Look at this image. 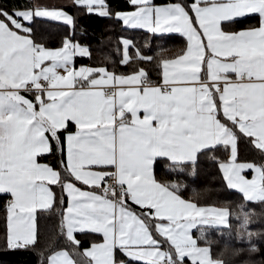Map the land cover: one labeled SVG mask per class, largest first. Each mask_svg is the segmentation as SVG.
I'll return each mask as SVG.
<instances>
[{"label":"snow or ice","instance_id":"1","mask_svg":"<svg viewBox=\"0 0 264 264\" xmlns=\"http://www.w3.org/2000/svg\"><path fill=\"white\" fill-rule=\"evenodd\" d=\"M73 3L88 14L110 15L105 0ZM129 3L134 11L115 14L124 25L183 33L190 42L184 55L163 62L159 86L149 84L143 69L128 76L105 68L74 69L73 56H88L89 50L67 39L57 50L36 44L30 38L32 29L21 21L47 18L72 25L73 17L61 9L34 7L9 13L0 8V194L13 197L7 209V246L37 244L36 213L54 207L51 186L60 184L71 198L61 221L66 238L78 245L77 231L103 233L104 243L85 253L94 264H116V248L144 264H183L186 257L193 264H224L212 258L209 247L198 246L191 230L197 225L227 226L228 209L186 202L169 190L178 185L156 181L153 167L160 158L169 161V170L183 164L194 170L198 154L224 147L230 150V161L220 167L228 186L249 202L264 203V163H237L240 135L264 153V0H194L187 7H157L152 0ZM249 14L260 17L258 28L229 33L220 27L222 21ZM122 45L121 62L127 64L128 48L135 46L128 39ZM84 81L88 88L77 90L76 84ZM108 87L115 89L113 95H107ZM23 90L35 92V103L20 94ZM69 122L77 130L61 142L60 133L67 132ZM53 143L61 153L66 145L63 180L61 171L37 162L38 156L52 153ZM109 168L114 171L103 170ZM245 169L254 170L251 180L241 174ZM113 176L114 186L101 187ZM72 180L99 193L83 191ZM128 200L147 211L135 213ZM153 219L159 221L155 232L162 240L154 237L147 222ZM248 223L245 213L240 227L250 243ZM204 235L201 231L200 239ZM257 251L255 245L249 248ZM48 264L75 262L67 251H58L48 257Z\"/></svg>","mask_w":264,"mask_h":264},{"label":"trees","instance_id":"2","mask_svg":"<svg viewBox=\"0 0 264 264\" xmlns=\"http://www.w3.org/2000/svg\"><path fill=\"white\" fill-rule=\"evenodd\" d=\"M193 1L152 0V3L180 2L187 7ZM105 2L110 13L108 17L88 14L84 7L73 4L66 7L73 15L72 25L47 18H35L28 24L32 29L33 41L43 47H60L66 39L72 42L77 41L87 46L89 55L76 54L75 66L82 64L103 66L114 74L132 73L143 69L147 73L148 82L159 83L162 79L163 61L184 52L187 46L186 38L179 33H154L143 28L126 26L115 14L133 8L129 0H105ZM0 8L11 13L14 9L34 8V4L32 0H0ZM193 22L196 23L195 19ZM258 23V16L253 14L227 21L224 27L237 30ZM124 38H128L135 46L128 48L129 62L127 64L121 62ZM140 57L151 59L146 60ZM219 118L224 122L222 115ZM75 128L76 125L69 122L67 131ZM65 133L61 132L60 136L62 137ZM228 156L229 149L224 147L201 152L198 154L194 170L191 164H183L169 170V161L158 158L153 167L154 175L159 182L167 186L178 185V188H170L199 205L213 204L228 208L227 226H198L194 229L197 242L209 245L214 258L221 259L224 264H264V203L249 202L240 191L227 185L220 163L227 160ZM39 158L61 171L62 180L65 178L62 163V161L65 162V154L57 151L55 143H53L51 154H43ZM237 161H252L259 165L264 163V153L252 146L250 138L240 135L237 143ZM247 174L250 173L247 172ZM51 187L56 195V203L51 210L37 211L38 242L34 247L28 248H8L7 209L10 196L0 194V264H47L48 257L58 249H66L76 264H92L91 259L84 254V248L94 241H99L101 235L91 231L77 232L75 237L79 244L69 241L61 229L67 195L60 184ZM101 187H105L103 183ZM88 188L94 189L90 186ZM129 206L140 213L147 211L133 202H130ZM245 213L248 214L249 221L247 232L253 233L250 243L240 227ZM147 222L152 225L155 238L162 240L155 232L156 220H147ZM201 231L205 233L203 239H200ZM242 235L243 240L240 238ZM252 245L258 249L257 252H249ZM167 247V243H163L165 250ZM41 253H43L42 256ZM117 257L122 258L126 264H144L142 261L131 260L120 251H117ZM183 264H193V262L185 258Z\"/></svg>","mask_w":264,"mask_h":264},{"label":"crops","instance_id":"3","mask_svg":"<svg viewBox=\"0 0 264 264\" xmlns=\"http://www.w3.org/2000/svg\"><path fill=\"white\" fill-rule=\"evenodd\" d=\"M32 1H33V4H34V7H47V8H49V9H61V10L65 11L67 14H69V15H71V16L73 17V15L71 14V12L68 11L67 8H66V7H68V6H72V5L74 4V3H73V0H32ZM193 2H194V1H193ZM193 2H192V3H193ZM105 3H106V2H105ZM176 3H180V2H173V3H159V4L152 3V4H153L154 6L159 7V6H166V5L176 4ZM180 4H182V3H180ZM182 5H184V4H182ZM184 6H185V5H184ZM185 7H186V6H185ZM25 9H29V8L15 9V10H25ZM107 9H108V7H107ZM134 10H135V9H134V7H133V8H131V9H126V10L119 11V12H117V13L131 12V11H134ZM190 15H191V13H190ZM249 15H253V14H249ZM254 15H257V14H254ZM246 16H248V15H246ZM246 16H245V17H246ZM257 16H258V15H257ZM258 18H259V23H258V24H256V25H249V26H247V27H243V28H240V29H237V30H232V29L225 28V27H224V23L227 22V21H222L221 24H220V27H221V29H222L223 31H225V32H229V33H238V32H241V31H245V30H249V29H253V28H258V27L260 26V17L258 16ZM0 19H3V17H0ZM234 19H237V18H234ZM234 19H233V20H234ZM121 21H122V20H121ZM21 22L25 25V27H29V25H28L29 22H25V21H21ZM60 22H63V21H60ZM63 23H64V22H63ZM193 23H194V22H193ZM126 26H127V25H126ZM194 26H196V23H194ZM129 27H130V26H129ZM29 28H30V27H29ZM143 29H146V30H149V31H150V29H148V28H143ZM198 31H202V30H200V29L198 28ZM157 33H171V32H164V31H161V32H157ZM174 33H179V32H174ZM20 34H21V35H25V33H23V32H21ZM179 34H182V35L186 38V40H187V46H186L185 51L182 52L181 54L175 56V57L168 58V59H165V60L177 59V58H179L180 56L184 55V54L187 52V49H188V47H189V43H190V42H189L187 36H185L183 33H179ZM30 38L33 40L32 37H30ZM202 39L204 40L205 43L207 42L205 37H202ZM68 41H70V40H68ZM70 42H72V41H70ZM72 43H74V42H72ZM82 47H86V48H87V46H85V45H82ZM87 49H88V48H87ZM208 51H210V50H207V49H206V54H207ZM74 56H75V55H74ZM74 56H73V58H72V62H71V63H72V67H73L74 69H76V70H78V69L81 68V67H88V68H93V69L105 68V67H103V66L95 67V66H91V65H88V64H82V65L75 66V65H74ZM128 56H129V55H128ZM208 58H210V57H208ZM165 60H164V61H165ZM164 61H163V62H164ZM45 63L47 64V63H49V62H45ZM105 69H106V68H105ZM106 70H107V69H106ZM107 71H108L109 73H112V72L109 71V70H107ZM163 71H164V69H163V64H162V74H161L162 79H161V81H160L159 83H152V82H149V84H150L151 86H159V85L162 84V82H163ZM136 73H138V71H137V72H132V73H125V74H115V75H117V76H120V75L128 76V75H132V74H136ZM60 74H61V75H66V72H65V70H64L63 68L61 69ZM95 78H98V77H95ZM201 79H202V80L205 79V75H204L203 72H202V74H201ZM230 79L233 80V81H235L237 78H236L235 74H232V75L230 76ZM81 86H83L84 88L87 89V88H88V82H87V81H84V82H83V85H82L81 83H77L75 87H76L77 90H79V89L81 88ZM177 86H184V85L177 84ZM109 91H112V92L114 93L115 89H113V88H111V87L106 88V93L109 92ZM113 93H112V95H113ZM20 94L23 95V96H25L27 99L32 100V101L35 103V92H34V91L23 90V91H21ZM107 95H108V94H107ZM140 115H141V118H142L143 115H144V113L141 111ZM127 118H128V119H131L130 114L128 115ZM73 123H74V122H73ZM74 124H75V123H74ZM76 130H77V126H76V128H75L74 130H72V131H67L62 137L60 136V137H61V142L64 141V137H65L68 133H74ZM64 154H65V162H66V145H65ZM229 161H230V150H229V156H228V159L225 160V161H222L221 163H228ZM37 162L40 163V164H42V165H49V166L52 167L53 169L58 170V169H56L55 167H53L51 164H49L48 162L43 161V160H40L39 156L37 157ZM221 163H220V164H221ZM237 163H253V164H256V163H254V162H252V161H237ZM220 169H221V172H222V174H223V176H224V173H223V170H222L221 167H220ZM93 170H101V169H93ZM103 170H104V171H108V170H114V169L109 168V169H103ZM58 171H59V170H58ZM247 172H249L250 174H247ZM241 174H242L246 179L251 180V179L254 177L255 172H254V170H252V169H245ZM153 175H154V170H153ZM154 177H155V175H154ZM224 178H225V177H224ZM155 179H156V177H155ZM156 181L159 182L157 179H156ZM225 181H226V183H227V180H226V179H225ZM71 182H73L77 188H80V189L83 190V191H96L97 193H99V189H90V188H88L89 186L85 187L86 185H84L82 182H80L81 184H83L82 186H81V184L79 185V184L77 183L78 181L72 180ZM102 183H103V182H102ZM159 183H161V182H159ZM161 184H163V183H161ZM101 185H102V184H101ZM164 185H165V184H164ZM227 185H228V183H227ZM166 186H167V185H166ZM64 190H65V189H64ZM169 190H170V191H174L176 195L180 196V198L183 199V200H185L186 202H191V203L196 204L197 207H204V208H217V209H224V208H226V207H223V206H218V205H213V204L199 205V204H197L196 202H194V201H192V200H189V199H187V198L181 196L179 193H177L175 190H173V189L170 188V187H169ZM236 190H238V189H236ZM52 191H53V190H52ZM238 191H239V190H238ZM65 193H66V195H67L66 190H65ZM9 196H10V198H9V204H10V202L13 200V197H12L10 194H9ZM130 202H131V201L128 200V205H129ZM70 203H71V198L67 195V205H66V207H65L64 215H66V209L70 206ZM9 204H8V206H9ZM129 208H130V210L134 211L135 213L140 214V212H138V211L132 209L130 206H129ZM226 209H228V208H226ZM228 212H229V210H228ZM8 216H9V213H8ZM8 216H7V237H8V234H9V229H8L9 220H8ZM158 222H159V221L156 220V224H157ZM228 223H229V217H228ZM198 226H201V227H209V226H203V225H197V227H198ZM219 227H222V226H219ZM194 229H195V228H193V229L191 230V235H192V237H193L194 239H196V237H195V235H194ZM77 232H79V231H77ZM77 232L74 233V237H75V235H76ZM99 234L101 235V239H100L99 241H94V242H92L90 245H88L87 247H85V248H84V254L86 253V250H91V249L93 248L94 245H101V244L104 243L105 238H104V236H103V233H99ZM154 237H155V236H154ZM75 240H76V237H75ZM196 240H197V239H196ZM197 243H198V242H197ZM198 246H200V247H209V248H210V246L207 245V244H199V243H198ZM164 249H165V248H164ZM210 250H211V248H210ZM58 251H67V250H66V249H58V250H56L55 252H58ZM117 251H120L122 254H124V252H123L121 249H119V248L114 249V259H115L116 264H121V262H123V264H126V262H125L122 258H118V257H117ZM55 252H53L52 254H54ZM67 252H68V251H67ZM68 253H69V252H68ZM52 254H51V255H52ZM124 255H125V254H124ZM70 256H71V255H70ZM125 256H126V255H125ZM211 256H212V255H211ZM71 258H72V256H71ZM89 258H90V257H89ZM186 258L189 259L191 262H193V261L191 260V258H188V257H186ZM212 258H213L214 260H221V259H219V258H214L213 256H212ZM72 259H73V258H72ZM90 259H91V258H90ZM73 260H74V259H73ZM74 262H75V261H74ZM47 264H48V263H47ZM75 264H76V262H75ZM92 264H94L93 261H92Z\"/></svg>","mask_w":264,"mask_h":264},{"label":"built area","instance_id":"4","mask_svg":"<svg viewBox=\"0 0 264 264\" xmlns=\"http://www.w3.org/2000/svg\"><path fill=\"white\" fill-rule=\"evenodd\" d=\"M42 83H44V82L42 81ZM112 93H113L112 91L107 92L108 95H112ZM112 171H114V170H108V172H112ZM103 184H104V186H114L116 184V177L115 176H113L111 178L106 177Z\"/></svg>","mask_w":264,"mask_h":264},{"label":"rangeland","instance_id":"5","mask_svg":"<svg viewBox=\"0 0 264 264\" xmlns=\"http://www.w3.org/2000/svg\"><path fill=\"white\" fill-rule=\"evenodd\" d=\"M124 39H128V38H124ZM67 40H69V39H67ZM74 44H79V42L75 41ZM79 45L82 46L81 44H79ZM62 47H63V45L60 47H44V48L49 49V50H57V49H60ZM71 66H72V63H71ZM61 69L62 68H59V69H57V71L60 73Z\"/></svg>","mask_w":264,"mask_h":264}]
</instances>
